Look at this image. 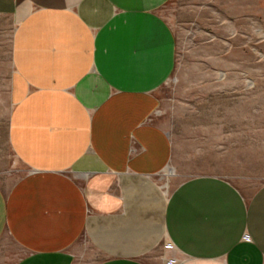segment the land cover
Instances as JSON below:
<instances>
[{
  "label": "crops",
  "instance_id": "obj_1",
  "mask_svg": "<svg viewBox=\"0 0 264 264\" xmlns=\"http://www.w3.org/2000/svg\"><path fill=\"white\" fill-rule=\"evenodd\" d=\"M168 1L0 0L6 136L24 169L0 186V240L18 250L0 264H78L88 249L92 264H168L164 243L169 264H264V182L168 187L155 96L176 49Z\"/></svg>",
  "mask_w": 264,
  "mask_h": 264
},
{
  "label": "rangeland",
  "instance_id": "obj_2",
  "mask_svg": "<svg viewBox=\"0 0 264 264\" xmlns=\"http://www.w3.org/2000/svg\"><path fill=\"white\" fill-rule=\"evenodd\" d=\"M162 15L174 33L173 68L155 90L158 124L171 153L168 187L198 174L223 177L243 192L264 182V0H169ZM0 18V186L24 172L6 136L11 109L8 35ZM10 263L18 250L0 240ZM169 243L162 246L168 251ZM153 259L162 256L158 250ZM96 259L88 249L78 264Z\"/></svg>",
  "mask_w": 264,
  "mask_h": 264
},
{
  "label": "built area",
  "instance_id": "obj_3",
  "mask_svg": "<svg viewBox=\"0 0 264 264\" xmlns=\"http://www.w3.org/2000/svg\"><path fill=\"white\" fill-rule=\"evenodd\" d=\"M244 237H246V236H244ZM170 246V244H168V246L167 247H169Z\"/></svg>",
  "mask_w": 264,
  "mask_h": 264
}]
</instances>
